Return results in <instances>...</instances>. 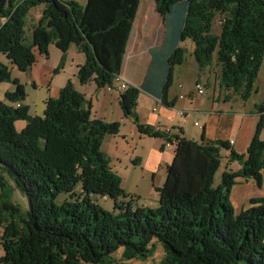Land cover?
<instances>
[{"label":"trees","instance_id":"obj_1","mask_svg":"<svg viewBox=\"0 0 264 264\" xmlns=\"http://www.w3.org/2000/svg\"><path fill=\"white\" fill-rule=\"evenodd\" d=\"M141 0H88L86 7L63 0H0V54L27 72L38 56L49 57L54 44L65 55L75 45L85 58L79 67L81 85L94 82L99 89L113 84L123 71L126 47ZM167 30L162 45L152 48V60L140 88L127 87L119 95L125 117H134L141 133L174 144L176 153L166 169L167 180L158 189V207L134 208L118 202L126 197L121 179L102 152L106 136H116L119 124L92 119L90 106L72 81L58 98H48L42 116H30L22 105L25 93L0 101V166L26 194L29 210L19 218L18 207L0 194V239L5 255L0 264H127L149 256V246L160 242L166 253L160 264H264V198L252 199L237 214L231 192L238 181L254 180L263 186L264 105H257L260 120L245 155L227 141L186 139L139 124L136 113L140 92L150 94L167 108L174 67L185 61L182 42L195 44L199 68L214 63L220 85L245 102L254 93L264 58V0H155ZM44 6L41 18L25 31L30 11ZM220 35L212 34L214 21ZM9 69L0 63V85L10 82ZM21 107L17 108L16 105ZM25 121L21 131L15 124ZM174 136V137H173ZM238 162V171L224 170ZM228 167V166H227ZM82 192L77 193V185ZM69 194L62 204L58 197ZM93 196L115 201L111 213ZM3 212H9L8 217ZM124 247V259L109 261Z\"/></svg>","mask_w":264,"mask_h":264},{"label":"rangeland","instance_id":"obj_2","mask_svg":"<svg viewBox=\"0 0 264 264\" xmlns=\"http://www.w3.org/2000/svg\"><path fill=\"white\" fill-rule=\"evenodd\" d=\"M75 1L81 7H86L88 0H63V2ZM44 6H38L30 11L26 18L25 31L28 36L32 33V28L36 26L41 18ZM221 22L219 18L214 21L212 34L220 35ZM72 51L65 55L54 44L49 47V57L39 56L37 64L29 71H20L13 65L5 55L0 54V63L9 69L11 80L0 85V101L5 104L11 103L6 98L7 92H16L18 89L14 81L22 85L25 93V100L22 105L28 107L30 116H42L44 113V103L47 98H58L60 91L66 87L69 81L76 85V91L84 95L86 104L85 108L90 106L92 119H102L107 124H119V131L116 136H106L102 142V152L110 160V167L121 179V187L126 197L119 198L120 203H129L132 200L134 208L147 207L155 209L158 207L160 194L158 189L166 183L167 175L165 168L166 162H170L162 154L166 141L161 138H152L140 132L134 117L127 118L124 116L121 107L118 92H108L107 87L99 89L94 82L81 85L75 81L74 63L72 58L76 55L77 47L71 46ZM195 44L191 39L182 42L181 48L184 50L185 61L174 67L173 86L177 83H183L187 89L196 92V84L201 83L205 93L201 96L202 108L199 113L193 117V120L185 122L181 119L171 123L173 134H182L185 130L186 135L192 137V140L201 142L203 131L194 125L199 121L202 126L203 122L199 120L203 112H209L212 108V99L229 97L234 102L228 105V109L234 107L235 113H243L245 106L247 108H256L264 103V58L259 71L258 79L254 83V93L248 101H244L239 96L231 94L223 89L220 85V70L214 63L199 68L194 57ZM74 56V57H73ZM217 88V90H216ZM15 105V104H14ZM233 105V106H232ZM17 106V105H16ZM246 109V110H248ZM136 113L140 119L139 124L150 126L147 123L152 120L150 114L159 116L160 108L155 106L152 98L145 94H139L137 98ZM240 117V116H239ZM26 126L25 121H18L15 124L16 130L21 132ZM182 131V132H183ZM171 153V151H169ZM168 153V154H169ZM170 155V154H169ZM219 174L217 179L219 180ZM0 184H3L2 190L8 192V199L12 204L17 206L18 214L16 217L23 216L29 210V202L26 193L15 184L12 176L6 169L0 166ZM250 187L245 189L249 191ZM259 193L260 190L254 188ZM0 189V194H2ZM76 192H82L81 185H77ZM264 196V190L260 193ZM69 194H63L58 197V204H62L69 199ZM93 201L103 207L104 210L114 213L115 201L109 197L93 196ZM234 207V206H233ZM9 212H3L5 218ZM5 226L0 225V239L5 233ZM149 256L137 259L125 260L127 264H160L166 257L163 246L157 240H154L149 246ZM5 255L3 246L0 241V260ZM124 259V247L112 254L109 261H121ZM113 264V263H110Z\"/></svg>","mask_w":264,"mask_h":264},{"label":"crops","instance_id":"obj_3","mask_svg":"<svg viewBox=\"0 0 264 264\" xmlns=\"http://www.w3.org/2000/svg\"><path fill=\"white\" fill-rule=\"evenodd\" d=\"M166 30V24L157 11L155 0H141L134 28L131 31L130 40L126 47V57L122 71V76L125 77L131 86L137 88L141 87L152 60L150 50L152 48H158L163 44ZM72 49L73 48L70 47L69 51H72ZM85 58L86 56L78 51V49L76 50L75 57L72 58L74 63L72 74H75L76 82H78L76 77L79 72V67L85 63ZM180 85H182V88H180ZM140 93L150 96L155 106L160 108L159 116L150 114L152 120L147 123L151 124L156 130H169L171 135H174L171 123L179 119L182 120V118L177 115V111L182 110L183 112H191V118L185 121L188 122L193 120V117H195V115L199 113L200 108H202V103L200 101L201 96L196 94L197 91L194 92L187 89L183 83H177L174 87L172 82L170 91L167 94V103L172 105L170 108H167L160 100L155 99L150 94L145 92ZM182 94L184 99L180 98ZM212 100L213 103L210 111L203 112V116L199 119L203 122L202 126L199 125L202 129H199L203 131L206 140L227 141L235 152L245 155L260 120L259 113L257 112V105L254 109H248L247 106H245L244 112L240 114L233 111L234 107L228 109V105L234 102V100H231L229 97L216 99L214 95ZM262 105H264V103H262ZM195 122L199 124V121L196 120ZM182 137L192 140V137L186 135L185 130L183 131ZM261 139L264 140V130L261 134ZM169 151H171V153H169ZM175 153V146L167 148L166 145H164V152L162 154L167 161L170 157V162H166L167 168L172 164ZM221 154L223 156V167L218 173L220 175L219 178L226 169L233 172L240 170L241 165L238 162H233L228 165L227 156L229 153L227 151H222ZM167 168H165V172ZM246 187H250L249 191L245 189ZM254 188L262 192L264 190V182L261 188H257L254 180L244 181L240 179L238 184L233 187L231 192V203L237 214L248 208L249 202L252 199L264 198V196L260 194L261 192L259 193Z\"/></svg>","mask_w":264,"mask_h":264},{"label":"built area","instance_id":"obj_4","mask_svg":"<svg viewBox=\"0 0 264 264\" xmlns=\"http://www.w3.org/2000/svg\"><path fill=\"white\" fill-rule=\"evenodd\" d=\"M130 86H131L130 83L125 79V77L122 76V73H121L120 75H117L114 78L113 84L107 87V89H108L107 91L108 92H114L115 91V92L120 93V90H122V87H130ZM180 88H182V85H180ZM196 91H197L196 94H198V96H202L205 93L203 86L198 84V83L196 84ZM180 98L184 99L183 94L180 95ZM16 107L20 108L21 105L17 104ZM177 115L180 118H182V120H184V121H187L191 118V112H183L182 110L177 111ZM194 125L200 129H202L197 122H195ZM166 147L167 148L174 147V144H166Z\"/></svg>","mask_w":264,"mask_h":264},{"label":"bare ground","instance_id":"obj_5","mask_svg":"<svg viewBox=\"0 0 264 264\" xmlns=\"http://www.w3.org/2000/svg\"><path fill=\"white\" fill-rule=\"evenodd\" d=\"M125 90H127V87H122V90H120V93L121 92H124ZM174 137V136H173Z\"/></svg>","mask_w":264,"mask_h":264}]
</instances>
